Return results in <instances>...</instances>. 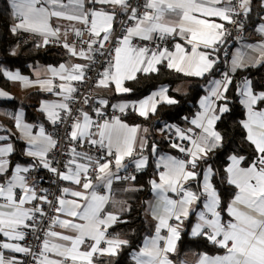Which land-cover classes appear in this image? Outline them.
Returning a JSON list of instances; mask_svg holds the SVG:
<instances>
[{"label":"snow or ice","instance_id":"1","mask_svg":"<svg viewBox=\"0 0 264 264\" xmlns=\"http://www.w3.org/2000/svg\"><path fill=\"white\" fill-rule=\"evenodd\" d=\"M6 3L13 35L30 34L38 38L36 47L59 46L86 63L38 68L34 80L0 68L7 80L57 98L38 109L51 131L44 122H26L20 110L12 117L16 132L0 134V264H28L6 251L30 257L31 264H112L122 254L129 264H177L185 235L211 246L196 254L195 264H264V84L235 79L239 70L264 66V14L253 26L256 42L227 50L231 39H243L229 26L245 31L253 0ZM259 7L264 12V0ZM221 53L229 58L222 72ZM160 65L205 80L198 110L183 117L187 127L164 125V141L149 144L141 135L149 129L123 117L131 111L148 120L159 106L178 104L167 87L137 101L110 105L101 98L87 110L76 106L85 82L128 94L133 89L126 82L157 73ZM97 66L94 78L89 73ZM0 97L10 98L3 90ZM82 103L89 105V98ZM236 104L242 109L236 128L250 150L225 157L224 118ZM15 140L25 144L20 152ZM165 142L181 155L162 151ZM150 167L151 196L141 205L148 230L133 242L115 231L133 211L117 192H143L137 174ZM41 170L50 174L56 193L40 186L44 177L34 174ZM118 183L127 186L118 189ZM40 231L36 248L25 242L28 232Z\"/></svg>","mask_w":264,"mask_h":264},{"label":"trees","instance_id":"2","mask_svg":"<svg viewBox=\"0 0 264 264\" xmlns=\"http://www.w3.org/2000/svg\"><path fill=\"white\" fill-rule=\"evenodd\" d=\"M253 4V11L250 13V19L247 20L245 28L247 31H249V33L250 31H253V26L259 22V15L263 14L259 7V0H253ZM13 22L14 21L11 18L10 9L6 3V0H0V65H6L12 69H20L27 73L30 71V65L35 62L39 61L42 63H58L62 59L66 58L65 51L58 46L49 45L44 48L36 47L37 38H33L24 45H21L17 53L13 55L12 50L20 39L19 35H13L9 30ZM230 53H232V51ZM220 55L221 64L219 65V70L221 72L227 71L228 66L223 60V53ZM244 76L253 79V81L258 84H264V66L250 67L239 70L236 73L235 79L238 82ZM180 82H190V88L187 92L176 93L172 90L173 86ZM0 83L6 89H11L10 82L2 74H0ZM126 84L128 87L133 89L131 93L117 95L111 90L103 89L106 91L102 95L107 96L111 105L115 104L121 99L141 98L142 96L149 94L153 89L167 85L170 87L171 93L179 101V103L176 105L159 106L157 113L155 115H151L148 120H145L144 118L139 117L132 112H129L123 117V119L128 123L146 125L149 129L147 137L149 139V144H151L152 141H164V137L159 134V131L164 125H186L183 117H191L197 111L198 98L204 94L205 80L197 77H186L168 69L166 65H160L159 71L157 73L139 75L137 80L127 82ZM97 89L98 88H96L94 94L89 98V100H91L90 103H92L98 97V95H100L99 93L97 95ZM32 94L35 93L33 92ZM17 104L18 103L16 100L14 106ZM107 111L109 115H111L112 109L110 107L107 109ZM241 113V107L236 104L234 111L232 113L226 114L224 118L228 129V135L225 142V149H222L221 152L225 154V157L227 154H230L233 151H240L241 149H244L246 153L250 150L245 144H243L241 137L238 134L239 130L236 128V121L242 118ZM27 118L30 121L44 122L47 126H49V128H51V126L46 123L39 110H37V102L35 101L27 106ZM14 142L18 152L24 149L25 144L22 140H15ZM161 148L164 152L174 151L167 148L166 142L162 143ZM20 159L27 158L20 157ZM221 163L222 161H217L216 166L219 167ZM152 172L153 168L150 167L149 169L145 170V172L137 174L136 183L138 185H143L144 191L137 193H125L127 195L126 198H128V202L133 206V211L125 216V219H127L128 223L117 225L115 228V231L126 234L128 238L133 240V242H137L144 234H146L148 230L141 205L145 199H148L151 196L150 192L148 191L147 181L149 178H151ZM35 175L44 177L41 182L43 187L47 188V179L49 174L46 171L41 170L40 173ZM225 197H227V193H225ZM179 247L180 252L176 256L177 264H179V261H181L184 255L189 251L200 252L204 250H211L210 245L205 248L203 241L199 239H192L187 235L182 236ZM112 264H129L126 254H122L118 258H114Z\"/></svg>","mask_w":264,"mask_h":264},{"label":"crops","instance_id":"3","mask_svg":"<svg viewBox=\"0 0 264 264\" xmlns=\"http://www.w3.org/2000/svg\"><path fill=\"white\" fill-rule=\"evenodd\" d=\"M263 14H264V12H263ZM33 38H36V37H33L32 36L31 39H33ZM258 39H259L258 34L254 33V31H250L249 38H247L242 44L253 43V42H256ZM38 42L39 41H38V38H37L36 44ZM21 45H24V44H20L18 42L16 44V46L13 48L12 53L13 52L17 53V51L19 50V48H20ZM240 46H235L233 48V50H232V53L235 52V49L237 47H240ZM41 48H44V47H41ZM59 48H61V47H59ZM62 50H64V49H62ZM65 54H66V51H65ZM64 62H80V63H86V61L75 60L74 58H70L66 54V58L65 59H62L58 63H42V62H39V61L38 62H35V63H33V64L30 65V71L27 72V73L26 72H23L20 69H12V68H9L6 65H0V68H6V69H8L10 71H20V73L22 75L29 77V79H33L34 80L36 78V76H35V69H38V68L39 69H44V68H46L49 65H51V66H58L59 63H64ZM9 82L11 84V89H6L0 83V90L6 91L7 93H9V97H10V98L0 97V134H7L4 131V129H8L11 132H16V129L14 127V121H13L12 117H13V115L15 113L19 112L20 110H23V112H24V119H25L26 122L33 123V124L41 123V122H37V121H30V120H28V118H27V106L30 105V104H32L35 101V102H37V110H38L39 109V106H40V103L42 101H44V100H55V99H57L55 96H52L49 93H46V92L41 91L38 87H35V86L26 87L21 82H13V81H9ZM126 86H127V84H126ZM160 87H162V86H160ZM160 87H157V88L153 89L152 91H156ZM163 87H167L169 89V95L172 96V97H174L176 99V97L171 93L169 86L165 85ZM189 88H190V82H180V83L175 84L173 86V89L172 90L174 92H176V93H185V92H187L189 90ZM105 91L106 90H103L102 88H98L97 89V95H98V93L100 94L97 97L98 100L101 99V98L108 99L107 96H105V95L103 96L102 95V94H104ZM33 92L35 94H32ZM149 94H147V95H149ZM204 94H202V95H204ZM147 95L142 96L141 98H138V99H121V100L117 101L116 103H119V102H132V101H137L139 99H142V98L146 97ZM199 98H198V100H199ZM16 100H17V103L18 104L16 106H14ZM91 106H92V103H90L89 105H86L85 110H87ZM129 112H131V111H129ZM116 114L117 115H120V113H118V112ZM125 122H127V121H125ZM129 124H132V123H129ZM140 125H141L142 128H144V127L148 128L146 125H142V124H140ZM46 127L49 128V126H47V125H46ZM181 127H187V125H183ZM49 130L51 131L52 129L49 128ZM159 134L164 137V135L162 134L161 130L159 131ZM17 135H19V134L17 133ZM141 135H146L147 136V134H144V133H141ZM168 153L169 154H173V155H180L179 153H177L175 151H170ZM66 183L67 182H64L65 185H66ZM121 185H122V187H126L127 186L126 184H119L118 183L116 185V187L118 186L117 188H119V187L122 188ZM126 197H127V195L124 192H117V198L118 199H126V200H128V198H126ZM57 230L59 231L60 229H57ZM197 253H199V252L189 251V252H187L184 255V257L182 258V260L185 261L186 264H195V261H196V258H197V256H196ZM6 255H8V256L16 255L18 258H20V259L23 260V254H19V253L13 254V253H10V252H7L6 251Z\"/></svg>","mask_w":264,"mask_h":264},{"label":"built area","instance_id":"4","mask_svg":"<svg viewBox=\"0 0 264 264\" xmlns=\"http://www.w3.org/2000/svg\"><path fill=\"white\" fill-rule=\"evenodd\" d=\"M244 23H245V28H246L247 20H245ZM229 28L232 29L233 37H243V39H241L239 41L237 39H231L229 41V44L227 46V50L229 52H231L234 46L241 45L247 38H249V31H247L245 29V31L239 32L235 28H232V26H229ZM117 31H119V28H117ZM19 37H20L19 43L20 44H25V43H27L32 38V35L25 33V34H20ZM223 58H224L223 60H224L225 64L228 66V63L226 61H228L229 58L228 57H223ZM98 70H99L98 66L97 67H94L93 70L89 73V75H91L92 77L95 78L96 72ZM79 87H80L81 91L79 93V97H78L77 105L76 106H81V107H84L85 108L86 105H83V103H82L83 98H85V97L90 98L94 94V92L96 90V87H94L92 85L91 81L85 82L84 84L79 85ZM97 101H98V99L96 98L92 102V106H96V102ZM93 115H94V113H93ZM61 135H63V130L62 129H61ZM52 179H55V178L52 177ZM47 183H48V187L47 188H49V190L51 192L56 193V191H57L56 185L55 184H52L51 183V180H49V179H47ZM40 186L43 187L42 182H41V185ZM45 219H47V218H45ZM44 227H46V225H41V228L42 229ZM36 235H41V237H42L43 236V232L42 231L37 232V233L28 232L27 237H26V241H25L27 244L31 245L33 248H36L37 244L39 243L36 240V238H35ZM23 260H26V261H28V264H31V258L30 257L23 256Z\"/></svg>","mask_w":264,"mask_h":264}]
</instances>
